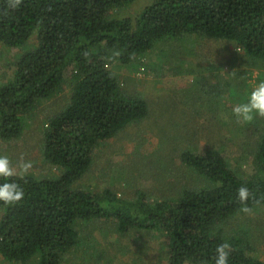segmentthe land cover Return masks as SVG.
<instances>
[{
	"label": "trees",
	"instance_id": "trees-1",
	"mask_svg": "<svg viewBox=\"0 0 264 264\" xmlns=\"http://www.w3.org/2000/svg\"><path fill=\"white\" fill-rule=\"evenodd\" d=\"M134 1L22 0L12 8V0H0V44L19 49L13 78L0 84V140L20 137L26 117L66 85L71 89L66 106L44 129V157L64 172L56 178H0L25 191L15 205L0 202V254L13 264H63L81 242V223L110 220L122 238L141 230L167 235L168 264H214L215 249L225 242L229 264H264L256 255L264 243V224L249 215L264 206V120L257 115L232 134L222 126L214 147L179 149L184 166L199 178V188L154 201L78 184L99 146L149 115L147 101L128 94L110 66L133 63L159 42H186L191 34L229 43L254 59V65L264 63V0H154L137 16L122 15ZM196 66L190 62L191 70ZM204 80L190 91L196 90L194 101L186 102L199 103L201 110L203 99L215 93L207 103L211 128L196 131V138L208 136L216 126L225 93L231 92L233 101L245 95L237 81ZM227 142L241 148L234 162L224 155ZM249 162L252 172L247 174ZM241 186L250 192L245 204L237 199ZM108 256L109 263L116 260Z\"/></svg>",
	"mask_w": 264,
	"mask_h": 264
},
{
	"label": "rangeland",
	"instance_id": "rangeland-1",
	"mask_svg": "<svg viewBox=\"0 0 264 264\" xmlns=\"http://www.w3.org/2000/svg\"><path fill=\"white\" fill-rule=\"evenodd\" d=\"M153 1L135 0L124 7L122 15L137 16ZM35 36L29 42L30 48L36 43ZM18 51L0 44V84L13 78V61ZM180 58L182 60L179 65ZM250 59L242 50L229 43L191 34L186 42L165 39L133 63L110 66L119 75L122 87L128 94L141 96L147 101L149 115L127 125L99 146L94 153L92 167L78 184L95 192L109 188L124 198L143 195L145 199L154 201L177 196L185 188H199V178L184 166L178 151L182 147H189L190 151L200 152L207 144L214 147L213 140L218 139V131L222 132V126L232 134V130L241 125L232 114L233 106L245 102L252 87L264 80V63L257 62L254 65L255 60ZM191 61L197 64L195 70L190 69ZM203 78L204 82L215 83L225 79L237 81L245 95L240 101H233L231 92L225 93L217 106L216 126L212 127L208 136L196 138L197 134L204 133L202 128H211L207 117L212 112L210 114L211 106L207 103L215 93L203 99L206 106L201 104V110L199 103L186 102L187 98L194 101L196 90L191 95L190 91L197 81L201 85ZM67 86L57 96L43 101L32 115L26 117V125L20 137L10 141L0 140V154L10 158L17 172L23 161L32 164L26 175L37 178H56L64 172L45 159L43 148L46 121L62 111L69 101L71 89ZM259 117L264 120V116ZM240 153L239 146L227 142L224 155L231 162ZM245 169L247 174L252 172V164L249 162ZM249 215L264 224V206L251 210ZM78 228L81 242L66 256L63 264L169 262L167 254L170 238L160 232L134 231L132 235L130 232L122 238L118 232L113 231L114 223L110 220L86 221ZM257 248L256 255L263 259L264 243L260 242ZM108 255L115 256L116 260L109 263ZM0 264L13 263L0 254Z\"/></svg>",
	"mask_w": 264,
	"mask_h": 264
},
{
	"label": "clouds",
	"instance_id": "clouds-1",
	"mask_svg": "<svg viewBox=\"0 0 264 264\" xmlns=\"http://www.w3.org/2000/svg\"><path fill=\"white\" fill-rule=\"evenodd\" d=\"M22 0H12L11 7L18 8ZM232 114L239 124L252 122L256 115L264 116V80L257 82L248 93L246 101L241 102L232 108ZM32 164L30 161H23L19 165V172L12 166V162L7 155L0 154V178L5 181L8 178L20 175L23 178L28 174ZM25 196L24 189L15 181L0 183V202L5 205H15L22 201ZM250 192L245 186L237 190V199L241 204L249 199ZM244 212L250 211L247 207L242 209ZM230 245L225 242L217 245L213 257L214 264H229Z\"/></svg>",
	"mask_w": 264,
	"mask_h": 264
}]
</instances>
